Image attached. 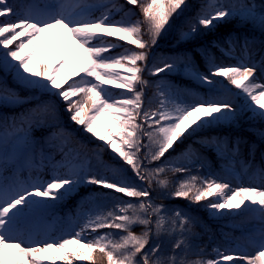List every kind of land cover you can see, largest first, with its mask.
<instances>
[{
	"label": "snow or ice",
	"instance_id": "6c2138e0",
	"mask_svg": "<svg viewBox=\"0 0 264 264\" xmlns=\"http://www.w3.org/2000/svg\"><path fill=\"white\" fill-rule=\"evenodd\" d=\"M187 7V0H0V17L11 18L0 21V73L12 76L16 84L10 87L0 80V109L37 99L11 119L0 118V264H97V254L103 264H264V166L253 164L254 148L249 146L250 159L236 172L241 139L229 145L223 136L201 135L239 126L246 114L253 122H264V82L257 78L264 75V56L256 59L255 41L247 37H228L223 44L213 39L205 45L204 71L187 49L167 57L151 52ZM135 8L142 20L131 19ZM228 21L264 35V3L257 7L249 0H201L197 12L176 28V44L189 45ZM49 34L59 37L51 50ZM212 48L236 62L218 61ZM145 73L156 79H145ZM172 76L204 86L205 95L191 96ZM106 86L124 91L112 93ZM153 86V96L147 98L145 90ZM57 99L69 120L103 147L88 149L63 126ZM37 132L47 134L38 138ZM255 134L264 141V129ZM187 140L192 143L173 156ZM195 143L227 158L229 171L219 178L213 173L191 175L189 165L204 166ZM104 151L114 154L108 162L101 159ZM42 168L50 169L48 179L41 178ZM129 170L135 179L149 187L155 182L160 189L170 183L161 178L166 172L189 173L175 183L170 198L207 201L203 207L212 219L254 221L245 243L255 253L216 247L214 258H204V249L191 241L199 237L193 229L206 226L189 211L155 204ZM25 171L27 179L22 178ZM87 186L109 191L81 196L83 204H77L67 221L72 233L58 236L65 220L53 210ZM109 198L115 203L106 208L102 201ZM137 225L143 227L140 234L132 231ZM85 233L97 235L88 239Z\"/></svg>",
	"mask_w": 264,
	"mask_h": 264
},
{
	"label": "rangeland",
	"instance_id": "374dc122",
	"mask_svg": "<svg viewBox=\"0 0 264 264\" xmlns=\"http://www.w3.org/2000/svg\"><path fill=\"white\" fill-rule=\"evenodd\" d=\"M26 2H27V0H26ZM199 2H200V0H189L188 2H187V4H188V7L187 8H189V7H193V9L195 10V9H197L198 7H199ZM254 4L257 6V7H259L262 3L260 2V1H257V0H255V2H254ZM187 14V9H186V11L184 12V14H183V16L182 17H180L179 19H176V20H173L172 21V23H173V28L170 30V31H168L166 34H164V35H162L161 36V38L158 40V44H157V46L155 47V48H153V49H151L150 51L151 52H154L157 56H162V55H165L166 54V51H167V49H168V45H167V43L168 42H170V40L172 39V37H173V33H174V31L176 30V28L183 22V20L185 19V18H188L189 16H187L186 15ZM241 24L240 23H238L236 26H240ZM253 31H255L256 33H259L261 36H262V38L264 39V35H262L258 30H255L252 26H250V25H248ZM49 37H50V43H49V47H48V50H51V48L52 47H54V44H55V42H56V40H58L59 39V37L58 36H52L51 34H49ZM245 38V37H244ZM248 38V37H247ZM148 39V36L146 35L145 36V40H147ZM112 40L113 41H115V38H112ZM235 40V39H234ZM254 41H255V45H254V47H255V49H256V51L258 50V48L261 46V42H259V40H255V39H253ZM195 44H197V43H195ZM192 45H194V44H192ZM133 51H134V49H133ZM237 54H239V49H238V47H237ZM257 54V53H256ZM256 56H258V57H256L257 59H259L261 56H264V48H263V50H262V52L260 53V55H256ZM144 76H145V79H148V80H150V81H152V80H155L156 78L155 77H150V76H148L147 75V73H145L144 74ZM4 78H8V76L6 75V76H3V79ZM257 78L259 79V80H261V82H264V75H261V74H258L257 75ZM169 79H171V80H173L172 78H169ZM216 79H219V78H216ZM174 81V80H173ZM226 84V83H225ZM227 85V84H226ZM228 87H230L229 85H228ZM186 89L190 92V94H191V96H204V95H201V94H199L197 91H198V89H193V88H191V87H186ZM124 91V90H123ZM154 91H155V88H154V86L153 87H148V88H146V90H145V95H146V97L147 98H151L152 96H153V93H154ZM233 91V90H232ZM22 92H24L25 93V91L24 90H22ZM233 92H235V91H233ZM44 98H48L47 96H41V97H38V99H40V100H42V99H44ZM189 102H190V100H189ZM235 103L236 104H239L238 102H236L235 101ZM152 107H155V103H153L152 105H151ZM247 115V114H246ZM249 120L250 119H248L247 118V116H246V119H242L241 120V122H240V124H239V126H235V127H231V129H237L238 131H239V133H242L240 136H238L240 139H241V141H242V143L240 144V157H238L237 158V163H236V165H235V171L236 172H239L240 171V167H239V165H240V159H242V155H243V152L244 151H248L249 150V146H253V148H254V153L256 154V156L257 157H261V155L262 156H264V141H261L259 138H258V135L257 134H255L253 131L252 132H250L251 131V129H253V128H251L249 131H247V128H248V126L247 125H245L244 127H241L242 126V124L243 123H249ZM251 121V120H250ZM253 124L255 123V122H253V121H251ZM250 122V123H251ZM251 127V126H250ZM65 128H66V125H65ZM67 129V128H66ZM243 130V131H242ZM211 130H209L208 132H206L205 134L207 135V133H209ZM80 140L81 141H83V143L87 146V148L88 149H90V150H93V151H95L96 150V147H97V145H100V146H102L103 147V142H101V141H98V140H87L86 139V137H84L83 136V138L81 137L80 138ZM145 143H147V140H146V138H145ZM189 143H192L191 142V140H187L186 142H185V144H183V145H181V146H179V148L177 149V151H181L182 149H184L185 147H186V145L187 144H189ZM193 147L194 148H197L196 146H194V144H193ZM198 149V148H197ZM199 152H200V159H201V161L203 162V167H201V169H202V172H204L205 173V175H208L209 173H213V174H216L217 175V177L219 178V174H217V171H215L216 170V167H215V165H213L212 164V159H210L209 157H206L205 159L203 158V156H202V151L199 149ZM175 155H178V153H173V156H175ZM110 157L111 156H109V154H108V152H106V151H104V152H101V159L102 160H104L105 162H108L109 161V159H110ZM60 159V157L58 158V160ZM159 163V161L158 162H156V164H158ZM226 164H227V162H225L224 163V167H226ZM125 167H127V166H125ZM149 167H155V164H153V165H150ZM192 168H200L199 167V165L198 164H196V165H192L191 166ZM205 169H207V174H206V170ZM227 171H229L228 169H227ZM201 172V173H202ZM171 175H172V178H171V186L172 187H174L175 186V183H178L180 180H182V179H186V177H187V173H184V174H173V173H170ZM128 175L129 176H132V178H133V180L135 181V184L137 185V186H139V187H143V188H146L145 187V185L147 186V183L146 182H144V183H142L141 181H139L138 179H135V177L132 175V173H131V171L129 170V172H128ZM204 176V175H203ZM90 187H93L94 189L93 190H88L87 192H89V191H92V192H94V193H99V192H101V191H104V192H107V191H109V190H102V189H98V188H95V186H90ZM86 192V193H87ZM85 192L82 194V196H84L85 194H86ZM111 196L112 197H120L121 199H123V200H128L129 198H127V197H122V194H117V193H111ZM177 200H179V202L181 203V204H183V205H185L186 204V200L185 199H177ZM133 202H136L135 200L133 201ZM115 203V201L113 200V199H111V198H109L108 200H104V201H102V204L106 207V208H108V207H112V205ZM53 212H54V215L57 217V218H59V216L57 215V209L55 208L54 210H53ZM234 219H236V218H234ZM63 220H65V225H64V231H63V233H60V232H58L57 234H58V236L59 235H61V234H64V235H70L71 233H72V226L71 225H69V224H66L67 223V221L69 220V218H67V216L63 219ZM237 220V219H236ZM235 220V221H236ZM241 221V223L243 224V226L245 227V228H247V229H249L247 232H246V234H241L238 238H234L233 239V242H235V248L234 249H236V250H239V251H243V252H245V253H247V254H249V255H253L254 253H255V249L254 248H252L251 246H248L246 243H245V237H247L248 235H250L251 234V232H252V230H253V227H254V225H255V222L254 221H249V220H242V219H240V218H238V221ZM75 230L77 231V229H76V227H75ZM79 231V230H78ZM143 231V229H141L140 230V232H142ZM155 240L156 239H152V242L154 243L155 242ZM237 245H239L240 247H239V249H237ZM233 249V250H234ZM77 263H79V262H77ZM231 264H240V262H231Z\"/></svg>",
	"mask_w": 264,
	"mask_h": 264
},
{
	"label": "trees",
	"instance_id": "16d2710c",
	"mask_svg": "<svg viewBox=\"0 0 264 264\" xmlns=\"http://www.w3.org/2000/svg\"><path fill=\"white\" fill-rule=\"evenodd\" d=\"M188 1L189 0H187V2ZM237 24L238 23H236L235 21L221 22L220 26L214 31V33H212L209 36L203 37V38H198L197 40H199V39H205L207 41V43L209 44L213 39L217 40V38L219 36H221L225 40L226 39L225 37L230 32H233L235 30H237L240 34H243V33L244 34H248V33L252 32V31H249L248 29H246V27L248 25L246 26V25H242L241 24L239 26L241 28L235 29V26ZM245 29L247 31H245ZM255 36H257L256 33H255ZM175 37H176V30L174 31V35L172 37L171 42H169V44H168V46H171L172 49H171V51L166 52L170 56L173 55L176 51H178V49L182 46V45L179 46V47L177 46ZM259 37H260V39H262L261 38L262 36H259ZM14 47H15V45L14 46H11L10 48H14ZM193 50L196 51V48L193 47ZM212 50L215 51V52H219L222 55V57L225 59V57L222 54V50L221 49H219V48H212ZM162 56H164V55H162ZM195 57H196L195 59L201 61L200 60L201 58H198L197 55H195ZM198 63H199L198 64L199 67H201L202 71H204L205 70V67H206L205 64H203L202 61H201V63L200 62H198ZM10 77H12V76H10ZM183 82L188 83V84L190 83V84L199 86V84L197 82L192 81V80L185 79V80H183ZM10 84L13 86V84L11 82H10ZM12 86H10V87H12ZM200 86H202V85H200ZM20 92H21V95H27L28 94V93L24 94L21 90H20ZM35 103H36L35 102V99H33L32 100V103L31 104H28V105H29V107H31ZM59 103H61L64 106V104L62 102L59 101ZM15 108H17V107H15ZM250 122L251 121L249 120V123H246V124L243 123L241 127H244L245 125H247L248 126L247 131H249L251 128H253V129H251L250 132L253 131L254 133L256 132L257 129H264V122H255L254 124L252 122L251 123ZM223 129L224 130H228V132L230 131L229 132V135H231V136L234 135V133H239L235 129H231L229 127H223ZM240 134H242V133H240ZM197 140H199V139H197ZM197 144H199V143H197ZM214 155H216V156H214V158L217 161H219V159L217 157V154L215 153ZM245 159H246V157H245ZM155 166H156V164H155ZM164 177H167V179L170 182L169 185H168V187H166L164 189L158 188L157 185L155 184V182H153V184H152L151 187H149V185L147 184L148 185V188H149V192L151 193V197H152L153 202L155 204H163L165 206V208H167V209L179 208V206H181L182 208H185L187 211L191 212L192 215L197 216L200 219L201 223L204 224L205 226H207V225L213 226V223H215V222L218 223L219 222V224H221V225H217L218 228H221L222 227L224 229H232V230L235 228L234 226H232V223H230V222H226L225 224L223 223L224 221H228L229 220L228 218L222 219V220L212 219L210 217L208 211L203 207V204L202 203H200V204H191L188 200H186V203H188L189 206L192 205V207H186L185 205L181 204L179 202V200H177V199H171L169 194L171 192L175 191V186L174 187L171 186L172 185L171 184V177H170L169 174H164L161 178H164ZM137 226H139V225H137ZM137 226H134V228L132 230L136 234L138 232V227ZM101 231L102 232L114 233L116 236L124 235V233L115 232V230H111V229H103ZM204 232H206L205 229L204 228H201L199 225H197L193 229V233L199 234V237L196 238L195 235H194L191 242L193 244L199 245L200 248H203L204 249V258H214L215 257L214 256V253H213V251H212V249L210 247V246H213V244L211 242H210L211 244L210 243H207V242H204V237H203ZM95 235H97V233H91V234L88 233V238L91 239ZM205 237H206V235H205ZM162 239L167 240V237H163ZM167 251H170V243L167 245V249L165 251V254H167ZM196 251H199V249H196ZM189 258H193V257H189ZM97 264H103V262L101 261V258L99 256V254H97Z\"/></svg>",
	"mask_w": 264,
	"mask_h": 264
},
{
	"label": "bare ground",
	"instance_id": "6f19581e",
	"mask_svg": "<svg viewBox=\"0 0 264 264\" xmlns=\"http://www.w3.org/2000/svg\"><path fill=\"white\" fill-rule=\"evenodd\" d=\"M49 40H50V37H48V42L50 43V41H49Z\"/></svg>",
	"mask_w": 264,
	"mask_h": 264
}]
</instances>
